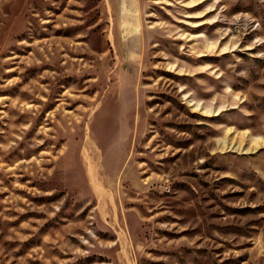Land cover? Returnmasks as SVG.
<instances>
[{"label": "rangeland", "instance_id": "374dc122", "mask_svg": "<svg viewBox=\"0 0 264 264\" xmlns=\"http://www.w3.org/2000/svg\"><path fill=\"white\" fill-rule=\"evenodd\" d=\"M0 264H264V0H0Z\"/></svg>", "mask_w": 264, "mask_h": 264}]
</instances>
